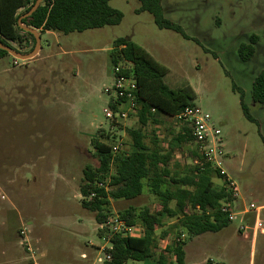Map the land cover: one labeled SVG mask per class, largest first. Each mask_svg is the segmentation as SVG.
<instances>
[{"label":"rangeland","instance_id":"rangeland-1","mask_svg":"<svg viewBox=\"0 0 264 264\" xmlns=\"http://www.w3.org/2000/svg\"><path fill=\"white\" fill-rule=\"evenodd\" d=\"M109 6L123 15L118 25L69 34L36 30L40 51L34 58L0 59V264H102L104 251L98 249L109 247L110 236L98 229L94 213L82 208L79 187L85 167L98 166L94 139L104 133L129 153L127 130L140 128L133 119L115 124L103 111L119 38H129L161 64L169 88L193 92V104L220 131L224 170L239 190L234 207L260 208L261 227L254 235L238 232L239 220L199 237L182 233L184 263L264 264V104L251 96L252 82L264 70V0H161L164 19L187 38L159 29L147 12L137 13L138 0H111ZM252 36L254 53L245 59L240 48ZM30 48V40L15 45L21 53ZM241 95L254 122L243 114ZM158 121L141 128L144 143L170 152L171 173L187 174L193 146L174 139L182 123ZM216 170L221 178H214V185L222 187L225 177ZM158 204L144 181L140 196L111 201L109 209L138 212ZM246 221L252 226L253 214ZM176 222L165 220L156 231L157 236L168 232L157 255L172 242ZM83 252L87 260L80 258Z\"/></svg>","mask_w":264,"mask_h":264},{"label":"trees","instance_id":"trees-1","mask_svg":"<svg viewBox=\"0 0 264 264\" xmlns=\"http://www.w3.org/2000/svg\"><path fill=\"white\" fill-rule=\"evenodd\" d=\"M0 0V42L9 46L13 42L16 46L26 45L31 41L30 51L34 48L33 36L23 31L17 24L19 17L24 15L33 6L35 0ZM111 0H43L37 10L21 23L45 32L62 34L81 33L90 29L118 25L122 20V13L109 6ZM140 7L137 13L147 12L159 29H166L187 36L182 29L164 19L161 0H138ZM23 8L22 11L20 9ZM257 37L249 38V43L240 48L245 59L252 57ZM8 55L0 50V59ZM242 56V57H243ZM121 60L132 63L138 87V114L137 123L140 128L127 130L132 140V150L112 155L110 136L101 134V139L92 142L94 155L98 166H86L79 187L82 208L94 213L97 224H102L111 213L110 202L106 192L98 185L104 183L110 168L114 170L108 186L109 197L113 201L133 200L143 192L144 181L152 195L158 199L155 210L143 207L136 212L128 208L118 214L129 225L140 223L145 228L140 237L112 236L110 248L105 249L110 260L103 264H128V262H145L154 260L156 264H185V242L180 239L182 233L191 237L205 233H216L229 223L226 216L219 210L224 200H230L229 195L222 187L214 185L213 179H220L219 172L211 165L202 169L192 168L184 175L171 173L168 168L170 152L163 153L156 147H148L144 143L141 128L152 123H159V117L174 118L184 108L193 106L194 94L190 90L171 89L163 81L166 69L155 61L144 49L132 42L129 38H119L114 42L111 52L113 65ZM252 101L264 104V70L252 82ZM240 105L244 116L254 122L247 107L241 101ZM153 110V112H152ZM177 143L193 142L189 123L183 122L180 132L174 138ZM94 193V197L88 199ZM174 208L170 207L171 202ZM176 218L177 231L172 242L160 250H156L159 241L163 240L168 232L164 231L157 236L156 231L163 227L165 220ZM208 264V263H207Z\"/></svg>","mask_w":264,"mask_h":264},{"label":"built area","instance_id":"built-area-1","mask_svg":"<svg viewBox=\"0 0 264 264\" xmlns=\"http://www.w3.org/2000/svg\"><path fill=\"white\" fill-rule=\"evenodd\" d=\"M112 87L110 88V101L104 114L107 120L115 123H126L129 120L137 121L138 114V87L133 71V65L129 61L121 60L118 64L113 65L112 68ZM113 93V95H111ZM153 112V110H152ZM176 122L189 123L193 142V156L191 157L192 168L202 169L205 165L220 170L221 175L225 177L222 183V188L229 195L230 200H224L220 204V212L226 216L227 222L232 223L239 220L240 226L238 232L250 231L254 235L255 231L261 227L259 219L260 208L249 203L241 209L234 207L238 199V187L236 182L226 173L223 164V147L220 138V131L216 128L210 116L201 111L197 106H189L180 111L173 118ZM122 144L120 142L114 143L111 147L112 155H117L122 152ZM114 170L111 167L104 183L98 186L102 187L106 192L107 199L111 203L113 201L108 192L110 187L111 175H114ZM94 197L92 193L88 199ZM253 214V224L250 226L246 217ZM100 230H105L110 239L112 236L120 235L123 237H140L144 234L145 228L140 225H129L127 221L118 213H110L102 224H99ZM110 260L109 255L105 254V261Z\"/></svg>","mask_w":264,"mask_h":264},{"label":"water","instance_id":"water-1","mask_svg":"<svg viewBox=\"0 0 264 264\" xmlns=\"http://www.w3.org/2000/svg\"><path fill=\"white\" fill-rule=\"evenodd\" d=\"M42 2H43V0H35L33 6L30 8V10L28 12H26L24 15H22L21 17H19L17 20L18 26L23 31L28 32L33 36L34 41H35L34 48L28 53H21L15 49V44L13 42H8L9 46L0 42V50L7 52V54L11 55L13 58L20 60V61L30 60L37 55V53L39 52V49H40L39 33L31 27H27V26L23 25L21 23V21H22V19L27 18L31 14H33L37 10V8L41 5ZM22 10H23V8L20 9V11H22Z\"/></svg>","mask_w":264,"mask_h":264},{"label":"crops","instance_id":"crops-1","mask_svg":"<svg viewBox=\"0 0 264 264\" xmlns=\"http://www.w3.org/2000/svg\"><path fill=\"white\" fill-rule=\"evenodd\" d=\"M46 34H51L52 32H45ZM40 36V35H39ZM39 51H40V49H39ZM39 53V52H38ZM37 53V54H38ZM31 60V59H30ZM174 206H175V203L172 201L171 203H170V207L171 208H174ZM98 226V229H99V225H97ZM199 236H201V235H199ZM198 236V237H199ZM197 237V236H196ZM103 239V238H102ZM104 240V239H103ZM105 241V240H104ZM105 243H109V247H105V246H102V247H100L99 249L96 247V246H94V245H92V244H88V245H90L91 247H93V249H98V250H102V251H104V257H103V260H102V264L104 263V261H105V249H107V248H110V242L109 241H105ZM80 258L81 259H83V260H87V258H88V256H87V254L85 253V252H83V253H81V255H80ZM99 259V257L98 258H96V260H98ZM98 262V261H97ZM143 264H149V262H147V261H145V262H142Z\"/></svg>","mask_w":264,"mask_h":264}]
</instances>
